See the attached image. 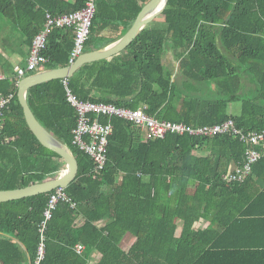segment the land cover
<instances>
[{"label": "trees", "instance_id": "16d2710c", "mask_svg": "<svg viewBox=\"0 0 264 264\" xmlns=\"http://www.w3.org/2000/svg\"><path fill=\"white\" fill-rule=\"evenodd\" d=\"M87 1L0 0V21L11 26L0 33V44L31 50L48 12L80 11ZM149 1L96 0L84 53L122 38ZM162 17L121 54L83 66L68 79V89L81 101L133 110L146 105L159 121L199 127L233 119L245 132L264 129V0H169ZM74 45V29L53 27L44 69L69 66ZM169 53L178 59L179 74L167 61ZM11 76L0 78V93L13 94L0 118V191L45 182L65 165L28 126L18 98L21 78ZM246 80L256 87L248 98ZM27 100L79 163L66 188L77 206L58 204L45 232L41 264H91L94 254L100 255L95 264H198L212 244L204 236L227 232L244 214L237 203L251 200L237 195L264 160L245 183L223 181L231 166L245 160L246 145L238 138L169 133L145 141L133 123L102 116L100 122H111L114 129L106 168L96 174L93 159L73 145L78 118L64 81L31 88ZM235 102H242L238 115L229 112ZM49 197L0 203V264H36ZM202 220L212 224L197 228ZM128 236L136 240L125 249ZM79 244L86 248L83 254L76 250Z\"/></svg>", "mask_w": 264, "mask_h": 264}, {"label": "built area", "instance_id": "2783aa9c", "mask_svg": "<svg viewBox=\"0 0 264 264\" xmlns=\"http://www.w3.org/2000/svg\"><path fill=\"white\" fill-rule=\"evenodd\" d=\"M95 13L96 0H88L85 7L80 11L62 15H54L48 12L44 29L36 35L33 41L26 67L17 70L18 77L22 79L45 68L49 60L44 56V51L53 27L74 29L75 45L70 55V64H73L84 53ZM63 81L67 89L68 101L76 110L78 118L77 127L73 130V145L93 159L96 174L101 173L106 168L109 137L114 129L111 122L107 124L100 122V117L102 116L108 118L119 117L133 123L143 131L145 141L163 139L169 133L205 138L231 135L238 138L246 145L245 160L239 165L231 166L224 174L223 181L227 184L245 183L252 175L255 165L264 160V129L245 132L236 126L233 119L217 125L199 127L166 120L159 121L147 113L146 105L133 110L120 108L114 104L81 101L68 89V79ZM12 99L13 94L4 95L0 93V118H2L4 110L10 105ZM60 202L70 203L72 208L77 206L76 202L73 201L63 187H59L50 193L49 202L44 212V220L40 225L42 242L39 247L36 264H41L45 258V232ZM76 250L79 254H83L86 248L84 245L79 244L76 246Z\"/></svg>", "mask_w": 264, "mask_h": 264}, {"label": "water", "instance_id": "95a60500", "mask_svg": "<svg viewBox=\"0 0 264 264\" xmlns=\"http://www.w3.org/2000/svg\"><path fill=\"white\" fill-rule=\"evenodd\" d=\"M168 3L169 0H150L139 13L131 29L116 42L100 50L83 53L69 66L56 69H43L20 80L18 84V98L24 109L28 126L44 147L59 154L63 158L65 169L58 177L45 182H37L28 187L15 190L0 191V203L20 200L40 194H49L59 187L66 189L76 179L79 172V163L75 154L36 118L27 100L29 90L37 85L56 79H70L85 65L111 59L121 54L149 24L163 15ZM175 65L178 66V64Z\"/></svg>", "mask_w": 264, "mask_h": 264}, {"label": "crops", "instance_id": "0c3cea01", "mask_svg": "<svg viewBox=\"0 0 264 264\" xmlns=\"http://www.w3.org/2000/svg\"><path fill=\"white\" fill-rule=\"evenodd\" d=\"M6 44L7 47L0 44L1 79L11 75L17 76L15 73L19 68L26 67L30 55V48H18L9 44L8 41ZM171 57L174 56L169 53L167 59H171ZM6 63H9V69L3 66ZM172 65L176 67L174 63ZM240 112L241 108L235 115ZM248 197H251L250 201L243 204L237 203V206L243 205L244 214L227 232L204 236L203 240L210 241L212 244L208 245L209 250L198 264H264V162L257 165L255 174L249 179L243 191L237 195V198L241 199ZM210 224H212L210 221L202 220L197 223V228H206ZM176 236L180 237L181 234ZM127 240L131 242L130 248L136 239L133 236H128L124 242L127 243ZM94 258L96 259L92 264L97 263L100 255L94 254Z\"/></svg>", "mask_w": 264, "mask_h": 264}, {"label": "rangeland", "instance_id": "374dc122", "mask_svg": "<svg viewBox=\"0 0 264 264\" xmlns=\"http://www.w3.org/2000/svg\"><path fill=\"white\" fill-rule=\"evenodd\" d=\"M164 21V19H163V17L162 16H160V17H158L156 20H155V22L157 23V22H163ZM0 33L2 34V33H4V31L5 32H8L10 29H9V27H11V26H8L6 23H5V21H0ZM153 25H156L155 23L153 24ZM167 61H168V63H170V64H178L179 65V63H178V59L176 58V57H171V59H167ZM170 61V62H169ZM174 69H175V71H176V74H179V66H176V67H174ZM247 77H249V79H251V75H248ZM245 86H246V93H244V97L245 98H248V97H251V96H253V94L255 93V91H256V87L253 85H251V87H250V84H249V82H248V80H246L245 81ZM248 89V90H247ZM241 106H242V102H235V103H233L232 105H230V107H229V112L230 113H237L238 111H240V108H241ZM65 169V165L63 166V168H62V170L56 175V176H54L53 178H56V177H58L62 172H63V170ZM130 243L131 242H128V240H127V243H125L124 242V247L126 248V249H128L129 248V246H130ZM95 259L96 258H94L93 259V261H92V263H94V261H95Z\"/></svg>", "mask_w": 264, "mask_h": 264}]
</instances>
